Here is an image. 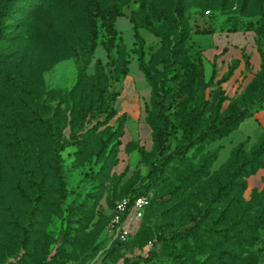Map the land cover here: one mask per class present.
Wrapping results in <instances>:
<instances>
[{"label":"rangeland","instance_id":"1","mask_svg":"<svg viewBox=\"0 0 264 264\" xmlns=\"http://www.w3.org/2000/svg\"><path fill=\"white\" fill-rule=\"evenodd\" d=\"M2 3L0 264L89 263L110 204L137 192L149 205L105 260L264 264V0ZM224 32L245 44L212 54L207 35ZM128 64L144 79L130 88ZM236 111L246 115L222 133L157 154L160 112L166 153Z\"/></svg>","mask_w":264,"mask_h":264},{"label":"trees","instance_id":"2","mask_svg":"<svg viewBox=\"0 0 264 264\" xmlns=\"http://www.w3.org/2000/svg\"><path fill=\"white\" fill-rule=\"evenodd\" d=\"M3 10H4V4L2 3V5L0 6V11L2 12ZM197 33L198 34H200V33L203 34L205 32H203V33L202 32H197ZM87 66L88 65H86V68H87ZM126 70L123 73V75L126 73ZM92 71H93V73L96 71L94 64L92 66ZM245 115H246L245 112H237L236 111V112H233V113H231V114H229L227 116H224L222 119L218 120L217 122L210 121L206 126H203V127L199 128V130H198V132H197V134L195 135L194 138L188 137L184 143L176 144L170 151H167L165 153L164 143H165L166 137L168 135L169 123H168L167 116L160 112V114H159L160 124L155 128V131H154V134H153V140H154V142H155V144L157 146V149H158L157 154H159L160 156H163L166 159L176 158L177 156H179L183 152H185L188 148H190V147L194 146L195 144L205 140L206 138L212 137V136H215L217 134L222 133L227 127H229L230 125H232L235 122H238L239 120L244 118ZM54 145H55V147L57 146L56 143ZM257 152H258L257 149L251 151V154L249 156H247L245 158H242L240 160V163H238V165H235V168L227 176L225 181L222 184L218 185V187L215 190V192L211 195L212 197L209 200L205 201V203L202 205V209L203 210L206 208V206L209 204V202L212 200L213 197H218L220 192L225 187L228 186V184L232 181L233 177L241 170V167H242L243 164H250L252 161H254L256 159ZM59 160H60L59 154L55 151L54 152V159H53V163H52V169L54 171L55 176L60 181L61 178H60L59 167H58ZM261 166L264 167V163H261ZM258 168H261V167H258ZM150 172L151 171H149V173H148L149 175L152 174ZM137 194H144V193L137 192V193H133V194H123V195H137ZM112 204H113V202L110 204L111 207H112ZM146 208H145V210H146ZM143 215H144V212H143ZM143 215H142V217H143ZM108 216H109V212L107 214L106 221L108 219ZM142 217H141V219H142ZM106 221H105V223H106ZM196 222L197 221H195L194 224L191 227H189V228L193 229L196 226ZM104 234H105V232H104ZM177 234L178 233H176L172 238L176 237ZM59 247H60V245H57L55 251L51 255L53 259L56 258L57 252L60 250V249H58ZM119 247L120 246H118V245H110L106 249L102 250V252L100 254H98L100 256L99 257V261L101 262L102 260H105L106 257L109 255V253L114 252V251L117 252ZM86 250L87 249H83L81 251V254L83 255ZM98 250H100V249H98ZM98 250L94 249L93 251H91L92 252V254H91L92 259H93V257H95V255H96ZM125 260L126 259H124V261ZM129 264H136V263L135 262H130Z\"/></svg>","mask_w":264,"mask_h":264},{"label":"built area","instance_id":"3","mask_svg":"<svg viewBox=\"0 0 264 264\" xmlns=\"http://www.w3.org/2000/svg\"><path fill=\"white\" fill-rule=\"evenodd\" d=\"M150 202L146 194L123 195L113 201L108 219L104 225L105 249L110 245L120 246L126 242L139 225L145 208ZM104 249H100L95 256Z\"/></svg>","mask_w":264,"mask_h":264},{"label":"crops","instance_id":"4","mask_svg":"<svg viewBox=\"0 0 264 264\" xmlns=\"http://www.w3.org/2000/svg\"><path fill=\"white\" fill-rule=\"evenodd\" d=\"M208 37V38H207ZM207 40L210 43V49H211V53H217V52H222L225 51V53L231 52L232 49H234L235 47H240L243 44H245V38L244 36L241 34V32H233V33H216V34H208L207 35ZM203 38V37H202ZM130 64H128L126 73L123 75V84L124 85H128L130 88L131 85H133L134 79L137 82H142L143 79V75L141 74V72L139 70H137L135 67V72H134V78L129 74V69ZM124 92V91H123ZM131 104L129 103V106ZM259 174L263 175L264 177V169H259ZM84 255V254H83ZM84 256H82L81 258H83ZM99 255L93 257V259H91V261L89 263H82L80 261H76L70 264H95V261H99ZM133 259L129 258L126 262H120L119 263H114L115 264H129ZM106 264H112L113 262H109V260H105ZM104 262H102L103 264ZM113 263V264H114Z\"/></svg>","mask_w":264,"mask_h":264},{"label":"water","instance_id":"5","mask_svg":"<svg viewBox=\"0 0 264 264\" xmlns=\"http://www.w3.org/2000/svg\"><path fill=\"white\" fill-rule=\"evenodd\" d=\"M58 244H60L61 242H62V237L61 236H59L58 238H57V241H56Z\"/></svg>","mask_w":264,"mask_h":264}]
</instances>
